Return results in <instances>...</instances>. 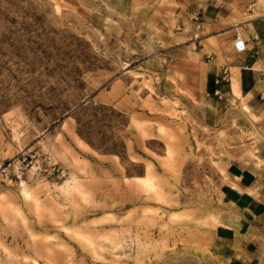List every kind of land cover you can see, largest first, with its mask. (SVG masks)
Instances as JSON below:
<instances>
[{
	"label": "rangeland",
	"instance_id": "1",
	"mask_svg": "<svg viewBox=\"0 0 264 264\" xmlns=\"http://www.w3.org/2000/svg\"><path fill=\"white\" fill-rule=\"evenodd\" d=\"M217 2L0 0V264L252 256L224 230L232 180L262 165L261 119L232 80L264 60L249 38L261 12L222 19Z\"/></svg>",
	"mask_w": 264,
	"mask_h": 264
},
{
	"label": "crops",
	"instance_id": "2",
	"mask_svg": "<svg viewBox=\"0 0 264 264\" xmlns=\"http://www.w3.org/2000/svg\"><path fill=\"white\" fill-rule=\"evenodd\" d=\"M219 10L217 15L222 19L229 16H237L240 10L250 12V14L261 12L258 16L251 19L252 33L250 39H254V53L261 54L264 50V29L261 27V21H264V6H258V0H218ZM193 15L197 16L195 12ZM201 22L197 23L196 28L199 29ZM256 37V38H254ZM249 38L248 41H249ZM233 46V43H232ZM245 53V52H244ZM248 64L237 66L239 71H235L232 80L237 85L241 97L246 99V104L253 109L261 122L263 130L262 141L259 144L257 158L262 161L260 167L253 165L246 169V172H240L232 180L234 192V202L237 206V223L225 229L224 232L231 236V239H240L243 244L241 249L245 250L249 259L242 264H260L264 263V98L262 91L264 90V81L261 75L256 72L254 65L259 63L262 65L264 60L257 57ZM259 61V62H258ZM244 88V89H243ZM245 95V96H244ZM245 239V240H244Z\"/></svg>",
	"mask_w": 264,
	"mask_h": 264
},
{
	"label": "built area",
	"instance_id": "3",
	"mask_svg": "<svg viewBox=\"0 0 264 264\" xmlns=\"http://www.w3.org/2000/svg\"><path fill=\"white\" fill-rule=\"evenodd\" d=\"M232 29L234 31V38H233V49L236 53H244L248 51V39L244 37L242 30L240 29L241 26L238 23H233ZM197 38V34L194 35ZM256 38V37H254ZM229 73L227 68H223L220 74L215 75L214 83L218 86H222L224 82L228 80ZM261 79L264 81V73L261 75ZM220 92V89L215 90V94ZM262 98H264V90L262 91ZM50 175L55 176L58 179H61L65 175V170L56 162L50 164L48 169H45Z\"/></svg>",
	"mask_w": 264,
	"mask_h": 264
},
{
	"label": "bare ground",
	"instance_id": "4",
	"mask_svg": "<svg viewBox=\"0 0 264 264\" xmlns=\"http://www.w3.org/2000/svg\"><path fill=\"white\" fill-rule=\"evenodd\" d=\"M262 14H264V13H262ZM246 25L248 26V25H249V23H248V24H245V26H246ZM64 176H65V175H64ZM148 181H149V180H148Z\"/></svg>",
	"mask_w": 264,
	"mask_h": 264
}]
</instances>
